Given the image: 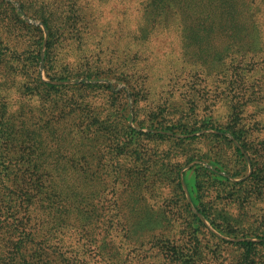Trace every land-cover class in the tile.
Segmentation results:
<instances>
[{"label": "rangeland", "instance_id": "374dc122", "mask_svg": "<svg viewBox=\"0 0 264 264\" xmlns=\"http://www.w3.org/2000/svg\"><path fill=\"white\" fill-rule=\"evenodd\" d=\"M148 9L0 0V117L25 167L74 169L110 264H264V50Z\"/></svg>", "mask_w": 264, "mask_h": 264}, {"label": "trees", "instance_id": "16d2710c", "mask_svg": "<svg viewBox=\"0 0 264 264\" xmlns=\"http://www.w3.org/2000/svg\"><path fill=\"white\" fill-rule=\"evenodd\" d=\"M146 3L154 22L193 19L208 24L205 29L211 28L222 39L229 36L237 51H244L245 47L250 52L264 50V0ZM72 16L67 12L54 14L46 19V26L51 28V22L57 20L63 30L64 25L76 24L71 22ZM45 85L44 90L57 88ZM17 143L14 120L0 117V264H93L94 254L101 257L98 264H110L104 249L109 235L105 220L109 219L90 214L85 187L70 179L74 169L43 164L25 167L26 159ZM41 155L43 161L53 156ZM60 158L58 155L53 160Z\"/></svg>", "mask_w": 264, "mask_h": 264}]
</instances>
